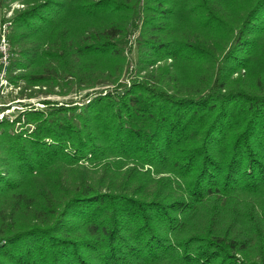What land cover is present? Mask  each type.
<instances>
[{"label": "trees", "instance_id": "1", "mask_svg": "<svg viewBox=\"0 0 264 264\" xmlns=\"http://www.w3.org/2000/svg\"><path fill=\"white\" fill-rule=\"evenodd\" d=\"M12 2L0 264H264V0Z\"/></svg>", "mask_w": 264, "mask_h": 264}, {"label": "rangeland", "instance_id": "2", "mask_svg": "<svg viewBox=\"0 0 264 264\" xmlns=\"http://www.w3.org/2000/svg\"><path fill=\"white\" fill-rule=\"evenodd\" d=\"M21 7H22L21 4L18 3V2L8 3L5 7H1L0 6V15L4 14L6 16L8 13L11 12L10 16L8 17L9 22H11L10 18H11L12 13L14 12L15 9L21 8ZM135 37L136 36L134 34V35H131L130 37H127L126 39H122L120 44L123 47L127 46L132 41H134L133 39H135ZM10 51H11V46H10ZM7 70H8V67H7ZM119 81L124 86H129L130 85V80L127 79V78L125 79V78L121 77V79ZM10 83L11 82L8 79V84H10ZM109 86H111V85H109ZM123 87H118L119 91L123 90ZM98 89H100V88H98ZM85 93H86V91H78V92L72 91V92H70V93H68L66 95H62V96L56 95V94H44V95L37 96V97L20 98L18 96V88L15 87L11 83L6 89L3 90V88H1V90H0V111H2L3 109H9L10 112L8 114H6V116L4 118H6V119L11 121L13 118H15V117H17L19 115V111L22 112V111H25V110H30L31 107H36L39 110L48 109V105L47 104L39 103L40 100L41 101L42 100L49 101L50 104L55 102V103H57L56 105H58V106L60 104H63L64 102H68L69 100H71V101L74 102L73 105L80 106L82 103L85 104V103L89 102L90 98L83 99V95ZM11 107H13V108L11 109ZM21 107H23L22 110H18ZM17 125L15 127H17Z\"/></svg>", "mask_w": 264, "mask_h": 264}, {"label": "built area", "instance_id": "3", "mask_svg": "<svg viewBox=\"0 0 264 264\" xmlns=\"http://www.w3.org/2000/svg\"><path fill=\"white\" fill-rule=\"evenodd\" d=\"M10 14L11 12L8 13L6 16L4 14L0 15V90L1 88H3V90L6 89L11 84V83L8 84V78H7V74H8L7 67L9 65V58H10L9 32H10L11 22H9L8 19ZM108 87L109 89L112 88V86H108ZM12 108L13 107H11V109ZM22 108L23 107H21L18 110H22ZM9 112H10L9 109H3L2 111H0V120H2Z\"/></svg>", "mask_w": 264, "mask_h": 264}]
</instances>
